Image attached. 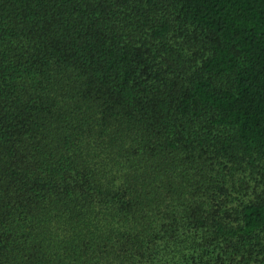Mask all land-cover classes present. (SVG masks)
Here are the masks:
<instances>
[{
	"label": "trees",
	"instance_id": "trees-1",
	"mask_svg": "<svg viewBox=\"0 0 264 264\" xmlns=\"http://www.w3.org/2000/svg\"><path fill=\"white\" fill-rule=\"evenodd\" d=\"M0 264H264V0H0Z\"/></svg>",
	"mask_w": 264,
	"mask_h": 264
}]
</instances>
